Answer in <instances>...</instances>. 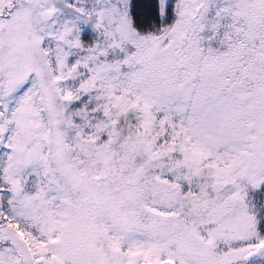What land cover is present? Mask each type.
<instances>
[{
  "label": "snow or ice",
  "instance_id": "6c2138e0",
  "mask_svg": "<svg viewBox=\"0 0 264 264\" xmlns=\"http://www.w3.org/2000/svg\"><path fill=\"white\" fill-rule=\"evenodd\" d=\"M0 264H264V0H0Z\"/></svg>",
  "mask_w": 264,
  "mask_h": 264
}]
</instances>
